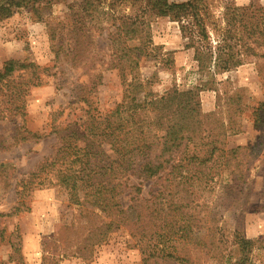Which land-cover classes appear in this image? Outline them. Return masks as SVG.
Masks as SVG:
<instances>
[{
	"label": "trees",
	"instance_id": "16d2710c",
	"mask_svg": "<svg viewBox=\"0 0 264 264\" xmlns=\"http://www.w3.org/2000/svg\"><path fill=\"white\" fill-rule=\"evenodd\" d=\"M55 1L0 0V21L22 11L47 20L56 53H74L79 64L89 61L85 52L90 45L106 40L108 60H99L106 69H118L124 85L122 100L99 118L89 115L86 129L70 123L64 128L53 125L50 133H56L61 144L38 169L49 177V185L64 188L70 202L79 207L84 220L72 232L77 247L91 250L122 230L135 239L143 264H189L191 250L200 247L207 248L206 253L220 252L218 226L205 223L212 213L216 218L218 210L208 200L198 202L197 193L210 191V183L225 170L237 185L249 184L250 162L262 143L226 147L225 138L241 130L237 116L246 110L251 111L254 126L263 129L264 100L251 105L238 89L226 98L230 106L224 119L219 111L203 112L198 99L203 88L218 91L213 87L215 72L200 85L173 86L159 94L151 89V80L141 78L136 70L142 57L151 55L149 27L159 17L179 23L199 69L212 60L218 72L237 67L248 57L264 60V4L228 6L225 34L213 50L207 0H111L108 7L105 0H74L68 5L67 21L46 14ZM123 2H130L135 10L117 13L111 7ZM133 41L138 44L132 45ZM102 63H90L96 70L90 81L76 86L80 101L89 103L86 93L102 78ZM49 68L13 59L0 67V125L11 127L9 132L0 127V153L43 136L25 126V97L30 87L45 83ZM220 100L218 91L217 107ZM43 182L42 178L38 185ZM228 186L225 183L223 188ZM252 186L253 180L249 190ZM238 188H228L215 205L247 204V198H241L244 188ZM262 198L260 207H264V183ZM205 227L211 232L208 245L202 237ZM234 236L242 251L252 242L239 229Z\"/></svg>",
	"mask_w": 264,
	"mask_h": 264
},
{
	"label": "rangeland",
	"instance_id": "374dc122",
	"mask_svg": "<svg viewBox=\"0 0 264 264\" xmlns=\"http://www.w3.org/2000/svg\"><path fill=\"white\" fill-rule=\"evenodd\" d=\"M110 1L105 0L104 5L110 6ZM207 1L213 50H216V43L225 34L228 6H244L251 2L264 4V0ZM72 2L74 0L55 1L46 14L58 21H67L69 17L66 11ZM111 7L117 13H130L136 8L130 2ZM149 29L152 41L147 51L151 55L142 57L136 72L141 78L151 80L154 92L162 94L173 86L184 89L200 85L215 72L216 83L213 87L221 94L220 107H217L218 91L206 87L200 90L198 96L203 112L219 111L226 119L230 106L226 98L234 95L238 89L251 105L264 100V65L262 69L259 66L264 60L248 57L243 64L222 72L217 71L212 60L204 69H199L194 50L187 46L188 40L182 35L177 21L168 17L155 18ZM106 42L90 45L85 52L89 61L85 59L79 64L77 57H73L74 53L68 56L56 53L47 20L22 11L0 21V67L10 59L33 63L40 68L50 67L47 72L45 70V83L30 87L25 97V126L43 136L38 140L21 142L0 153V264H143V254L138 245L135 246V239L122 230L112 232L108 240L91 250H79L72 234L84 220L79 216V207L70 202L64 188L49 185V177L38 172L42 163L55 154L61 144L58 135L50 133L53 125L64 128L70 123L78 130L86 129L89 115L95 113L99 118L122 100L124 85L119 70L106 69L107 64L99 60H108ZM93 62L102 63V78L94 84L90 93H86L90 100L86 103L78 99L76 86L90 81L91 74L96 71L89 67ZM250 113V110H246L238 114L241 130L225 138L226 147L262 143L257 156L250 162L247 172L249 184L246 188L244 183L237 185L232 180V174L225 170L210 183V191L197 193L198 202L208 200V203H214L209 206H216L218 210L216 218L212 213L205 223L218 226L216 239L221 250L206 253L207 248L192 249L189 264H264V207H260L263 203L264 128L254 126ZM0 127L6 132L11 129L4 123ZM36 172L39 175H33ZM42 178L44 184L38 185ZM252 180L253 186L249 190ZM225 183H229V186L224 189ZM234 186L244 188L241 198H247V204L242 205V201L230 206L215 205L220 203V196ZM235 229L252 241L244 246V251L234 236ZM202 233L208 245L211 232L205 227Z\"/></svg>",
	"mask_w": 264,
	"mask_h": 264
}]
</instances>
